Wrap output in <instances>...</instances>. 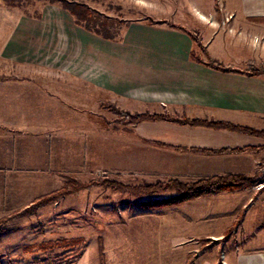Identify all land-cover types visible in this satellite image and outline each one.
I'll return each instance as SVG.
<instances>
[{"label":"crops","instance_id":"0c3cea01","mask_svg":"<svg viewBox=\"0 0 264 264\" xmlns=\"http://www.w3.org/2000/svg\"><path fill=\"white\" fill-rule=\"evenodd\" d=\"M235 1L239 9L229 10L233 26L239 27L241 20L244 30L264 29V0ZM226 12L208 13L222 19ZM123 36L110 40L92 33L77 25L60 5L42 9L36 16L20 15L0 33V62L14 67L13 73L0 70V178L6 195L0 182L1 204L22 206L38 195L31 182L22 179H32L37 187V174H66L71 154L84 153L70 146L71 138L86 139L80 131L89 130L93 132L89 136L96 140L97 135L100 141L97 133L102 111L107 110L103 100L125 104L115 106L129 114L165 112L264 129V76L221 71L191 58L194 42L165 23L130 22ZM204 43L221 64L243 69L250 61L264 63V55L253 43L214 40L212 47L220 50L225 63L211 52L208 41ZM103 93L111 100L102 99ZM130 106L136 109L131 111ZM125 124L130 125L126 164L133 162L135 153L143 162H152L151 172L157 174H147L154 178L151 183L173 178L193 182L227 173H260L264 179V149L202 150L260 146L261 136L166 120ZM173 207L177 218L156 221L167 230L157 231V239L150 241L154 257H160V244L174 242L172 247L178 249L190 238L218 240L228 232L217 244L229 247L222 250L223 264H264V187L216 191ZM143 238L146 248L148 241ZM176 252L180 260L181 251ZM214 262L215 257H210L206 263Z\"/></svg>","mask_w":264,"mask_h":264},{"label":"rangeland","instance_id":"374dc122","mask_svg":"<svg viewBox=\"0 0 264 264\" xmlns=\"http://www.w3.org/2000/svg\"><path fill=\"white\" fill-rule=\"evenodd\" d=\"M67 1L84 4L92 11L100 13L101 19L107 17L108 32L117 35L120 40L124 37L127 23L166 19L182 23L196 35L201 36L204 42L208 41L211 44L210 47L217 38L222 41L230 40L234 44L253 43L258 45L257 50L260 48V54L264 55V34H262L264 29L252 26L244 30L241 20L239 27L233 26L231 21L233 14L229 10L239 9V4L235 0V3L233 0ZM59 5V2L51 3L49 0H0V33L5 32V29L11 26L20 15L36 16L42 9L50 10ZM223 11L228 12L222 15V19L209 16V13L213 15L214 12L222 13ZM232 26L234 28H231ZM193 51L196 56L204 58L196 43H194ZM211 52L215 53L219 61L225 63V57L218 54L220 50L212 47ZM13 69L14 67L9 63L0 62L1 71L13 73ZM102 99L111 100L107 93H103ZM103 103L108 104L104 100ZM112 104L121 108L126 106L119 102ZM106 108L107 110L102 111V128L97 133L100 135V141L97 135L96 140L92 139L89 135L93 132L89 130L80 131L81 137L86 136L85 140L71 138V150L75 149L84 153L79 156L71 154L70 168L65 171L66 174H37V184H39L37 187L33 186L32 179H22V183L31 182L33 187L31 189H34V193H38L30 202L40 195L66 185L64 176L82 183L91 180H109L124 185H144L154 180L152 176L147 175L157 174L151 172L152 162H143L140 154L135 153L131 166H127L125 138L129 137L126 129L130 125L125 123L130 121L111 108ZM129 109L132 111L136 108ZM146 110L155 111L150 107ZM113 123L117 125H112ZM73 133L71 132V136L74 138ZM133 136L136 142V133ZM94 143L96 145H93ZM161 160H163L162 164L166 165L165 158ZM261 166L264 167V164ZM148 167L150 170H147ZM260 177V180L253 185L254 188L264 187V179L261 175ZM17 179L20 180V178ZM18 180L14 182L18 183ZM157 181L165 180H155ZM0 182H2L1 178ZM2 185L3 197H6L4 182ZM173 195V190H163L154 195L135 194L98 184L63 195L58 200L49 202L26 215L18 213L29 203L22 206L0 203V264H9L11 260L31 264L35 259L62 257L79 249H82L80 256L71 264H207L210 257H215L214 264H223L222 250H227L228 246L223 249L222 245L217 246V244L227 238L228 232L218 240L190 238L178 246V249L172 247L176 244L174 242L160 244L162 247L160 257H154L153 242L150 241L157 239V231L161 233L167 230L166 227L159 228L156 221L177 218V209L173 207L174 205H155ZM216 220L214 222L219 219ZM143 236H146L148 241L145 244L146 248H143ZM61 239H63L62 242ZM74 239L81 240V243H73L71 240ZM57 240L58 242L55 243ZM41 244H45V249L39 248ZM176 251H181L180 260ZM201 256L204 259H200ZM207 256H209L208 259H206Z\"/></svg>","mask_w":264,"mask_h":264},{"label":"trees","instance_id":"16d2710c","mask_svg":"<svg viewBox=\"0 0 264 264\" xmlns=\"http://www.w3.org/2000/svg\"><path fill=\"white\" fill-rule=\"evenodd\" d=\"M56 1L59 2L60 6L63 9L67 10L71 14L74 22L77 25L105 39L120 40V37H117V35L108 32L107 17L101 19L102 16L100 15V13L92 11L82 3L80 4L77 2H68L67 0H49V2L51 3ZM148 22L165 23L169 27L177 28L181 31H184L190 37V39L200 47L201 52L204 55V58L198 57L194 54V51L191 50L190 52L191 58L201 61L202 63H204L209 67L221 71L242 73L249 76L250 75L264 76L263 62L254 63L250 61L247 63V66L243 69L234 67L232 65H224L219 63L209 54L206 46L202 42L201 36L196 35V33L192 32L191 30H189L180 23H175L166 19H161V20L148 19ZM102 105L104 107L111 108L117 114H122L125 117V119L129 120L132 123H137L142 120H166L174 123L201 125L216 129H229L241 133L258 135L264 138V129H257L250 126L235 124L228 121L177 117L165 112L163 113L143 112V113L129 114L128 112L117 108L115 105L111 103L108 104L102 103ZM248 149L263 150L264 144L255 147L243 146L239 148H221V149L203 148L202 150L206 152H222V151H244ZM263 163H264V157H263ZM64 178L67 183L66 185H63L55 190H52L46 194L36 197L32 202L28 204V206L23 208L18 214L26 215L33 213L38 208L48 204L49 202L58 200V198L63 195L98 184L106 185L111 188L121 189L123 191L135 193V194L137 193L153 194L167 189H174L176 192L175 195L160 202H157V205H155V206L158 205L163 206V205H174L182 201L216 191H233L235 189H243L255 185L260 180L261 177L260 174L245 175L238 173H227L223 175H214L206 178H201L193 182H182L173 178L165 181H157L155 183H148L144 185H124L109 180H103V181L91 180L88 181L87 183H82L68 176H64ZM60 241L62 242L63 239H61ZM71 241L75 244L81 243L80 242L81 240L79 239H74ZM57 242L58 240L55 241V243ZM39 248L41 250L45 249V244H41ZM81 252L82 249H79L76 252H73L69 255H64L62 257L51 256L48 257L47 259H35L31 264H71L72 261L76 260L80 256ZM9 264H26V263L19 260H11Z\"/></svg>","mask_w":264,"mask_h":264}]
</instances>
